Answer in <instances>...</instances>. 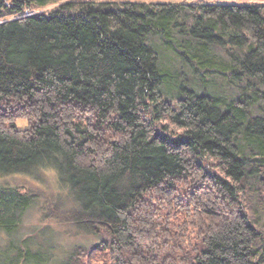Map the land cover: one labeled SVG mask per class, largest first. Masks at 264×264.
I'll return each instance as SVG.
<instances>
[{
	"label": "trees",
	"instance_id": "16d2710c",
	"mask_svg": "<svg viewBox=\"0 0 264 264\" xmlns=\"http://www.w3.org/2000/svg\"><path fill=\"white\" fill-rule=\"evenodd\" d=\"M47 168L0 184V264H47L41 196L97 239L48 264H264V0H0V175Z\"/></svg>",
	"mask_w": 264,
	"mask_h": 264
},
{
	"label": "rangeland",
	"instance_id": "374dc122",
	"mask_svg": "<svg viewBox=\"0 0 264 264\" xmlns=\"http://www.w3.org/2000/svg\"><path fill=\"white\" fill-rule=\"evenodd\" d=\"M102 1V0H100ZM120 1V0H118ZM137 1H186V0H137ZM59 3H51L45 6H40L37 8H34V11L36 12H49L55 9L60 5ZM11 18V17H8ZM172 66L175 70L176 68L180 67L181 63L180 61H173ZM193 79V80H192ZM214 81L215 86L218 87L219 91H224L226 93L235 92L232 95H235L238 93V90L235 86L231 85V83H228V81L225 79L223 75L214 76L213 78L210 77ZM196 80L195 77L186 76L185 74L181 75V79H179L178 84L182 86H186L194 83ZM198 84H201L200 81L196 82ZM227 93V94H228ZM18 125L20 128H25L28 125L27 120L20 119L18 121ZM46 172L42 173L41 179L28 175V174H22L19 176H10V175H0V184H10V185H23V186H29L33 192H39L41 195H52L59 190H61V184L58 177V172L53 168H47L45 170ZM47 189L49 192H40L41 189ZM40 196V195H39ZM41 199H44V203L39 200H35L32 207L27 211L26 215L24 216V219L21 223V226L19 227L16 234H14V238L16 240H26L27 243L30 245L32 244V249L34 251L37 250H43L44 247L41 246V249L35 250L34 248L37 246H40L42 242L45 244L44 254L41 256L44 261L47 260V264L49 262H55L56 258H61V255H63L66 251L70 250L72 247H74L76 244L84 243V244H90L94 241H97V239L93 237H87L83 234H75L70 233L71 235H66L64 233L65 226L64 224H60L56 220H51L44 217L43 208H46L49 196L45 199L44 196L40 197ZM43 204V205H42ZM52 237V238H51ZM18 238V239H17ZM53 239V242L51 241ZM7 235L0 231V245H5L7 243ZM48 241H50L48 243ZM34 243V244H33ZM23 249H25V243L23 244ZM48 254V255H45ZM104 261H107V258H103ZM95 262H101L96 261ZM21 264H30V260L27 258H22Z\"/></svg>",
	"mask_w": 264,
	"mask_h": 264
}]
</instances>
